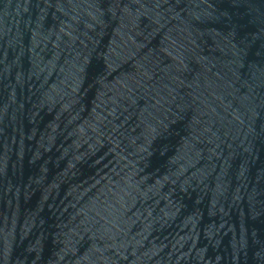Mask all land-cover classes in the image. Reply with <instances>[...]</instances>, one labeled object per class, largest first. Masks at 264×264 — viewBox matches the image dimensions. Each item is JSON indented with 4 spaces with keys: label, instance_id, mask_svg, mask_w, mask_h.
Listing matches in <instances>:
<instances>
[{
    "label": "water",
    "instance_id": "1",
    "mask_svg": "<svg viewBox=\"0 0 264 264\" xmlns=\"http://www.w3.org/2000/svg\"><path fill=\"white\" fill-rule=\"evenodd\" d=\"M0 264H264V0H0Z\"/></svg>",
    "mask_w": 264,
    "mask_h": 264
}]
</instances>
